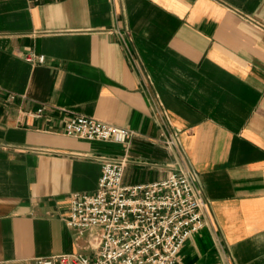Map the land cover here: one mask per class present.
I'll return each mask as SVG.
<instances>
[{
	"label": "crops",
	"instance_id": "obj_1",
	"mask_svg": "<svg viewBox=\"0 0 264 264\" xmlns=\"http://www.w3.org/2000/svg\"><path fill=\"white\" fill-rule=\"evenodd\" d=\"M74 116L134 134L68 136ZM101 156L128 158L125 185L198 175L211 219L181 264H264V0H0V264L94 256L64 218Z\"/></svg>",
	"mask_w": 264,
	"mask_h": 264
},
{
	"label": "built area",
	"instance_id": "obj_2",
	"mask_svg": "<svg viewBox=\"0 0 264 264\" xmlns=\"http://www.w3.org/2000/svg\"><path fill=\"white\" fill-rule=\"evenodd\" d=\"M38 1V0H33ZM33 64L45 57L25 54ZM14 99V95L9 97ZM46 107L33 115L40 117ZM169 112H158L168 126L160 144L182 165L185 153L180 132L171 127ZM65 134L89 140L127 142L133 132L93 117H70ZM102 172L93 193H74L64 221L77 234L88 236L93 257L82 253L37 258L36 264H181L178 252L194 232L211 219L198 175L188 167L149 184L125 185L127 157H98ZM186 163V162H185Z\"/></svg>",
	"mask_w": 264,
	"mask_h": 264
}]
</instances>
